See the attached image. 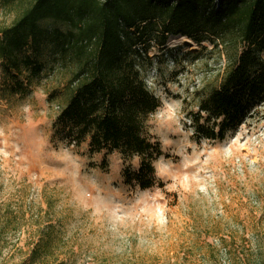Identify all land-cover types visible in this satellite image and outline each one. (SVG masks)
Here are the masks:
<instances>
[{"label": "rangeland", "instance_id": "374dc122", "mask_svg": "<svg viewBox=\"0 0 264 264\" xmlns=\"http://www.w3.org/2000/svg\"><path fill=\"white\" fill-rule=\"evenodd\" d=\"M13 19L0 8V27ZM205 45L204 61L177 66L170 58L202 48L171 36L169 58L153 48L143 61L159 102L138 116L139 137L159 146L148 190L125 181L138 155L93 148L90 135L71 140L58 123L75 64L34 57L44 70L22 95L0 74V264H264V102L225 141L196 140L191 95L227 62ZM38 244L46 257L35 263Z\"/></svg>", "mask_w": 264, "mask_h": 264}, {"label": "trees", "instance_id": "16d2710c", "mask_svg": "<svg viewBox=\"0 0 264 264\" xmlns=\"http://www.w3.org/2000/svg\"><path fill=\"white\" fill-rule=\"evenodd\" d=\"M0 8L14 15L10 26L0 27L6 88L26 93L43 73L34 58L42 53L57 64H75L76 86L58 123L69 126L71 140L90 135L93 148L138 155L140 169L126 172L125 181L142 190L156 183L153 152L159 154L158 145L137 133L140 113L159 106L141 79L153 48L169 58L171 36L202 48L170 58L177 66L204 61L205 44L225 55L216 80L191 95L194 109L187 123L198 141H225L264 102V0H0ZM42 252L45 248L35 245L29 260L38 263ZM261 262L262 257L256 261Z\"/></svg>", "mask_w": 264, "mask_h": 264}]
</instances>
